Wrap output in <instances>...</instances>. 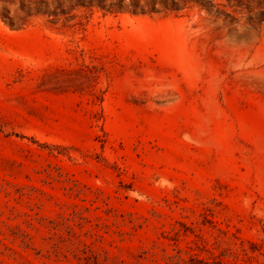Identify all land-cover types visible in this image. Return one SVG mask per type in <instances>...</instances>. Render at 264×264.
Here are the masks:
<instances>
[{
    "label": "rangeland",
    "instance_id": "rangeland-1",
    "mask_svg": "<svg viewBox=\"0 0 264 264\" xmlns=\"http://www.w3.org/2000/svg\"><path fill=\"white\" fill-rule=\"evenodd\" d=\"M0 264H264V0H0Z\"/></svg>",
    "mask_w": 264,
    "mask_h": 264
}]
</instances>
